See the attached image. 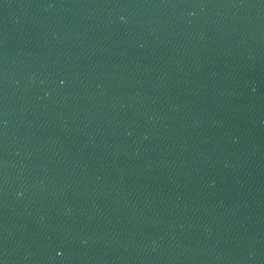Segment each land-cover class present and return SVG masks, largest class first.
Returning a JSON list of instances; mask_svg holds the SVG:
<instances>
[{
  "label": "water",
  "instance_id": "95a60500",
  "mask_svg": "<svg viewBox=\"0 0 264 264\" xmlns=\"http://www.w3.org/2000/svg\"><path fill=\"white\" fill-rule=\"evenodd\" d=\"M0 264H264V0H0Z\"/></svg>",
  "mask_w": 264,
  "mask_h": 264
}]
</instances>
